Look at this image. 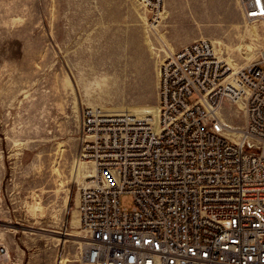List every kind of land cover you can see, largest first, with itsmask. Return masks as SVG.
I'll list each match as a JSON object with an SVG mask.
<instances>
[{"label": "rangeland", "instance_id": "1", "mask_svg": "<svg viewBox=\"0 0 264 264\" xmlns=\"http://www.w3.org/2000/svg\"><path fill=\"white\" fill-rule=\"evenodd\" d=\"M163 8L151 26L138 0H0V264H81L78 195L93 170L73 175L83 110L153 119L168 52L207 37L239 68L264 48V23L246 20L240 0ZM239 105H224L235 127ZM120 203L131 209L132 195Z\"/></svg>", "mask_w": 264, "mask_h": 264}, {"label": "built area", "instance_id": "2", "mask_svg": "<svg viewBox=\"0 0 264 264\" xmlns=\"http://www.w3.org/2000/svg\"><path fill=\"white\" fill-rule=\"evenodd\" d=\"M138 1L156 26L165 0ZM240 5L264 23V0ZM239 102L235 127L224 105ZM79 144L96 171L78 195L81 264H264V48L236 71L193 40L160 63L157 122L88 107Z\"/></svg>", "mask_w": 264, "mask_h": 264}, {"label": "bare ground", "instance_id": "3", "mask_svg": "<svg viewBox=\"0 0 264 264\" xmlns=\"http://www.w3.org/2000/svg\"><path fill=\"white\" fill-rule=\"evenodd\" d=\"M164 9V8H163ZM165 12V9L164 10H162V12H161V14L162 13H164ZM162 41H163V39H161ZM214 43H215V46H216V43H219V44H221L222 45V42L221 41H214ZM217 47V46H216ZM217 51H218V48H217ZM171 52H173V51H171ZM171 52H168V53H171ZM219 52V51H218ZM228 59V58H227ZM230 59V58H229ZM230 62V61H229ZM228 62V63H229ZM231 63V62H230ZM229 63V64H230ZM231 65V64H230ZM232 66V68L234 69V70H238L239 68H241V67H237L235 64H232L231 65ZM236 85L237 86H239L241 89H243V87H242V85L239 83V81L237 80L236 82ZM239 104H241V102H239ZM220 115H221V117L223 116V118H224V114L222 113V111L220 112ZM152 121H154V122H157L158 121V114H157V117H155V118H153V119H151ZM78 163H76L75 165H74V171H73V175H74V177H77L78 175H80V173H81V169L86 165V164H88V162H82V161H77ZM92 165V167H93V170L91 171V173L90 174H84L83 175V179H88V178H92V177H94L95 175H96V171H95V168H94V166H93V164H91ZM88 182V181H87ZM78 219H79V212H78ZM79 224H80V221H79ZM67 234V233H66ZM74 236H77V235H74ZM63 262V260H61V263Z\"/></svg>", "mask_w": 264, "mask_h": 264}, {"label": "crops", "instance_id": "4", "mask_svg": "<svg viewBox=\"0 0 264 264\" xmlns=\"http://www.w3.org/2000/svg\"><path fill=\"white\" fill-rule=\"evenodd\" d=\"M195 40V39H194ZM169 48V47H168Z\"/></svg>", "mask_w": 264, "mask_h": 264}]
</instances>
